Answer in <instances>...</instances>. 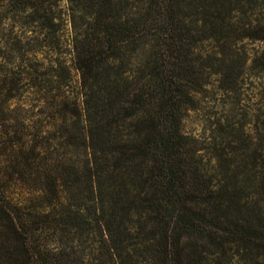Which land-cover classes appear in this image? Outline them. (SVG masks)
<instances>
[{
    "label": "trees",
    "instance_id": "16d2710c",
    "mask_svg": "<svg viewBox=\"0 0 264 264\" xmlns=\"http://www.w3.org/2000/svg\"><path fill=\"white\" fill-rule=\"evenodd\" d=\"M250 75L264 0H0V264H264Z\"/></svg>",
    "mask_w": 264,
    "mask_h": 264
},
{
    "label": "rangeland",
    "instance_id": "374dc122",
    "mask_svg": "<svg viewBox=\"0 0 264 264\" xmlns=\"http://www.w3.org/2000/svg\"><path fill=\"white\" fill-rule=\"evenodd\" d=\"M68 27L64 28V32ZM66 36V35H64ZM63 44L66 45V39L63 37ZM258 48L257 44H248L247 49L253 52ZM244 84L241 89V102L235 108L236 121L240 119L245 113V123L249 122V119L258 114V108L262 107L263 98L260 95L259 89L257 87V82L253 78L252 75L244 76ZM73 80L77 82V75H73ZM225 104V100L219 97L208 95L206 98L201 100L200 107L190 113V116L186 118L184 123L185 131L193 134L198 138L205 139L207 136L211 134V129L215 125L216 119L224 114L222 111L225 109L223 105ZM226 116V114H224ZM242 115V116H241ZM248 125L247 127H249Z\"/></svg>",
    "mask_w": 264,
    "mask_h": 264
}]
</instances>
